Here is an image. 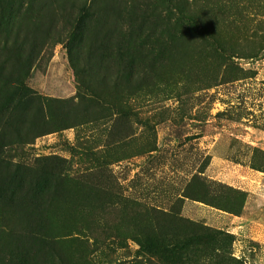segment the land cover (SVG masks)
I'll return each mask as SVG.
<instances>
[{"label": "rangeland", "instance_id": "rangeland-1", "mask_svg": "<svg viewBox=\"0 0 264 264\" xmlns=\"http://www.w3.org/2000/svg\"><path fill=\"white\" fill-rule=\"evenodd\" d=\"M174 2L167 18L164 0H0V71L32 55L25 84L45 101L42 122L0 84V264H151L149 207L230 234L180 199L194 176L236 189L237 165L264 171V0ZM219 33L241 72L200 61ZM234 238L199 264H264V244Z\"/></svg>", "mask_w": 264, "mask_h": 264}, {"label": "trees", "instance_id": "trees-1", "mask_svg": "<svg viewBox=\"0 0 264 264\" xmlns=\"http://www.w3.org/2000/svg\"><path fill=\"white\" fill-rule=\"evenodd\" d=\"M164 2L167 5L165 11L167 18L170 17L172 11L176 12L178 17L181 11L177 8L174 0H164ZM72 9L78 11V14L70 13L69 17H74L72 22L70 21V25H74L75 31H78V29H82V25L83 27L86 26L84 24V18L89 16V12L76 6ZM171 26L178 29L180 37L191 32V29H189L190 27H182V25ZM202 31L206 32V30ZM219 34H217L218 39L211 36L207 38V42L202 44L201 51L197 52L200 61L202 63L216 66L217 71L222 70L223 72L234 73L241 72V69L237 68L233 60L242 58L238 57L242 55H238L235 48L228 46V43H226L222 39V35ZM36 48L37 46L33 49L34 53ZM31 56L27 59H31ZM28 60L24 62V68L26 69H21L19 71L11 70L10 68L7 71H5L4 68L1 69L0 84L1 87H6V90L2 93L17 99L25 107L31 108L35 105L38 114L41 116V121L43 122L44 117L41 104L45 101L37 96L25 84V81L27 80V71L29 69L27 68L26 63ZM119 77L120 74L118 73L115 79H118ZM90 88V84L87 85V89ZM120 112L123 114L122 110H120ZM255 171L264 173V171L261 170ZM194 184L198 187V195L192 188V185ZM181 197L180 201H184V199L187 198L222 212L240 216L247 199V193L241 190L231 189L220 183L217 184L206 181L199 176H194L182 190ZM234 197H236V199H241L239 205L233 199ZM218 200H221L223 204ZM144 211L147 214V228L154 230L156 233L143 236L140 240L136 239V241L140 246L141 253L149 258L147 262L151 264H154L152 262L155 259L158 261L157 264H199L202 258H211L213 254H215L217 258H220L221 254L228 255L229 252L224 253L223 250L225 248L227 249V247L229 248V246L231 247L235 239L232 234L230 235L221 231H211L205 228H203L205 235H199L191 230L189 231L188 228L192 227L193 223L180 217L178 211L173 209V207L163 210L161 208L157 209L155 207H149V209L146 208ZM162 225H165V228L160 230ZM197 247H206L207 251H198ZM228 260L235 264H239V262L234 259L230 258Z\"/></svg>", "mask_w": 264, "mask_h": 264}, {"label": "crops", "instance_id": "crops-1", "mask_svg": "<svg viewBox=\"0 0 264 264\" xmlns=\"http://www.w3.org/2000/svg\"><path fill=\"white\" fill-rule=\"evenodd\" d=\"M237 166L241 169H233L229 173L234 182L229 179L228 185L247 193L242 214L235 216L204 206L207 208L206 218L209 217L207 225L264 244V173ZM194 203L203 206L199 202Z\"/></svg>", "mask_w": 264, "mask_h": 264}]
</instances>
